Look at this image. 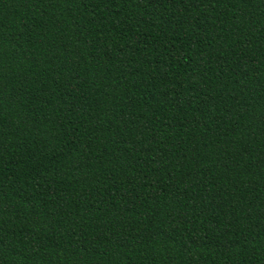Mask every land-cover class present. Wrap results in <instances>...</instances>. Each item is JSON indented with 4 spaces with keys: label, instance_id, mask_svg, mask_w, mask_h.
Listing matches in <instances>:
<instances>
[{
    "label": "trees",
    "instance_id": "16d2710c",
    "mask_svg": "<svg viewBox=\"0 0 264 264\" xmlns=\"http://www.w3.org/2000/svg\"><path fill=\"white\" fill-rule=\"evenodd\" d=\"M0 264H264V0H0Z\"/></svg>",
    "mask_w": 264,
    "mask_h": 264
}]
</instances>
